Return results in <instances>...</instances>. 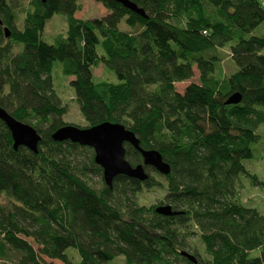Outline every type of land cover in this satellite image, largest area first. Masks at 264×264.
<instances>
[{
	"label": "trees",
	"instance_id": "obj_1",
	"mask_svg": "<svg viewBox=\"0 0 264 264\" xmlns=\"http://www.w3.org/2000/svg\"><path fill=\"white\" fill-rule=\"evenodd\" d=\"M96 1L109 13L85 20L75 16L79 0H30L19 27L15 0H0V105L42 136L37 154L15 150L0 120V196L7 197L0 202L1 264H53L43 257L63 264H112L119 257L123 264H195L182 250L196 264H264V214L236 189L241 175L256 178L243 161L254 156L264 124L260 0H131L147 17L114 0ZM55 13L66 16L68 27L48 43L42 33ZM226 46L238 67L229 75L221 66ZM56 61L72 77L85 127L121 123L143 148L162 153L171 172H158L167 186L166 203L159 204L183 213L165 216L156 204H140L142 190L160 184L151 174L143 182L118 175L112 188L105 181L96 188L89 172L102 168L94 150L53 140L56 129L70 124L54 88ZM100 64L118 82L96 81ZM195 67L198 82L178 91L176 83L190 80ZM235 92L242 101L226 104ZM126 149L130 163L142 162L139 151Z\"/></svg>",
	"mask_w": 264,
	"mask_h": 264
},
{
	"label": "rangeland",
	"instance_id": "obj_2",
	"mask_svg": "<svg viewBox=\"0 0 264 264\" xmlns=\"http://www.w3.org/2000/svg\"><path fill=\"white\" fill-rule=\"evenodd\" d=\"M30 0H15V9L17 16V25L22 27L23 18L25 15V11L28 8ZM81 3V8L75 14L76 17L81 19H95L102 18L109 13V11L96 0H79ZM67 19L66 16L62 13H55L49 20H47L44 31L42 33V38L48 43H53L55 37L58 34H65L67 31ZM121 27L125 30H129L130 28L124 23H121ZM262 32L264 33V27L262 28ZM255 33L259 34L258 30ZM99 36L101 37L100 33ZM14 50L18 51L19 47L13 44ZM22 47V45H21ZM97 52L99 55H104V50L101 44L97 46ZM220 55L222 57V69L226 75H229L235 72L238 67L234 63V61L230 57L229 47L226 46L223 49H220ZM53 82L54 88L56 92L62 99L63 105L66 107V113L63 115V120L70 124H77L80 127H85L87 124L80 113L79 106L74 98V89L70 85V80L72 77H66L63 75L61 70V63L56 61L54 63L53 71ZM94 76L96 81H104L107 80L109 82H118V77L115 71L105 68L103 64H100L96 68H94ZM199 80V72L197 68H194V76L185 82L176 83V89L180 92H183L186 86L191 82H198ZM260 134V139L258 142L252 145L254 156L250 159H246L243 161L247 170L256 176V178L248 175H241L237 181L236 189L238 191V196L241 201L247 205L255 206L259 209V211L264 214V184L261 182L264 181V124L261 125L258 129ZM93 151V150H92ZM91 156V154H90ZM86 160H89L88 152L85 153ZM151 176L154 178L155 182L160 183L157 186H153L151 188H144L142 192L139 194V202L142 205H159V203H166L165 196L167 194V186L166 180L163 176H161L157 171L148 170ZM92 183L96 188H101L104 184L103 174L96 173L94 171L89 172ZM255 179L259 182H256ZM0 202H7V197L0 196ZM30 240V239H29ZM193 243L195 247L198 249L203 260H207V255L204 250V246L201 243L198 236H195L193 239ZM37 248V246H35ZM73 248L68 249V253L75 256L73 258L74 261L78 260L77 254L72 252ZM193 252V250L191 249ZM259 251H254L251 255H257ZM44 260L48 263L53 264H63L58 259H50L47 257H43ZM2 262L0 261V264ZM14 264V263H7ZM112 264H123V258L119 257L115 259Z\"/></svg>",
	"mask_w": 264,
	"mask_h": 264
},
{
	"label": "water",
	"instance_id": "obj_3",
	"mask_svg": "<svg viewBox=\"0 0 264 264\" xmlns=\"http://www.w3.org/2000/svg\"><path fill=\"white\" fill-rule=\"evenodd\" d=\"M114 1L121 3L143 17H147L145 11L131 0ZM2 24L3 21L0 18V25ZM4 34L6 38L11 36L9 27H4ZM241 101L242 94L235 92L227 99L226 104H238ZM0 120L4 122L10 131L15 150H18L19 147H26L36 154L39 152V143L42 136L35 127L15 118L1 105ZM52 138L57 142L71 141L81 146L91 147L94 150V161L102 168L104 181L111 188L115 177L118 175H126L143 182L150 177L148 167L163 175H168L171 172V165L163 158L159 150L143 148L136 133L121 123L104 121L88 127L67 124L56 129L52 133ZM126 144L131 145L140 152L142 156L141 163L133 165L127 160ZM155 211L165 216L183 213L174 210L171 204H159L155 207ZM180 253L193 263H198L197 257L193 253L187 250H182Z\"/></svg>",
	"mask_w": 264,
	"mask_h": 264
},
{
	"label": "built area",
	"instance_id": "obj_4",
	"mask_svg": "<svg viewBox=\"0 0 264 264\" xmlns=\"http://www.w3.org/2000/svg\"><path fill=\"white\" fill-rule=\"evenodd\" d=\"M262 7H264V0H260Z\"/></svg>",
	"mask_w": 264,
	"mask_h": 264
},
{
	"label": "bare ground",
	"instance_id": "obj_5",
	"mask_svg": "<svg viewBox=\"0 0 264 264\" xmlns=\"http://www.w3.org/2000/svg\"><path fill=\"white\" fill-rule=\"evenodd\" d=\"M260 2V1H259ZM3 25V24H2ZM73 143V142H72Z\"/></svg>",
	"mask_w": 264,
	"mask_h": 264
}]
</instances>
